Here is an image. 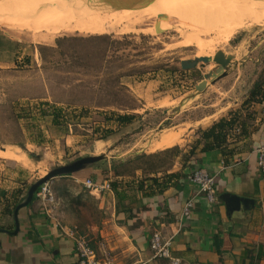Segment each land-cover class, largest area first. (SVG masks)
<instances>
[{
  "label": "rangeland",
  "instance_id": "1",
  "mask_svg": "<svg viewBox=\"0 0 264 264\" xmlns=\"http://www.w3.org/2000/svg\"><path fill=\"white\" fill-rule=\"evenodd\" d=\"M155 3L162 9L149 19L106 33H50L41 39L27 30L0 25V36L12 39L0 44V59L19 56L18 65L0 60V146L31 163L2 155L0 169L21 176L24 192L52 168L89 154L104 153L108 158L85 168L88 171L99 168L108 178L114 177V167L110 168L114 164L123 175H131L150 158L136 156L157 153L153 150L163 134H177L185 145L199 140L216 120L239 114L261 99L252 91L258 86L264 91V11L239 13L246 10L245 0ZM217 51L233 54L234 62L225 76L209 80L199 91L196 84L218 64L200 61L185 69L181 60L214 57ZM48 103L61 107L64 117L59 123L52 120ZM114 110L137 116L120 124ZM109 130L113 133L108 136ZM175 153H157L149 160L157 164L155 168L165 169ZM69 175L52 179H74ZM61 183L69 205L65 209L62 203L60 214L75 210L86 218L96 214L94 202L83 193L84 182L71 192ZM56 205L52 210L57 213Z\"/></svg>",
  "mask_w": 264,
  "mask_h": 264
},
{
  "label": "crops",
  "instance_id": "2",
  "mask_svg": "<svg viewBox=\"0 0 264 264\" xmlns=\"http://www.w3.org/2000/svg\"><path fill=\"white\" fill-rule=\"evenodd\" d=\"M8 40L0 36V44L7 45ZM16 58L19 56L0 60L15 64ZM240 113L227 128L225 140L208 149H203L204 140L181 145L180 136L173 133L179 141L160 146L163 134L153 152L179 146L165 169H137L134 174L114 173L110 178L103 169H82L69 175L74 179H52L60 204H55L57 213L35 193L33 200L19 209L16 220L13 204L16 199L17 204L23 201L28 189L23 191L21 176L12 177L1 168L0 264H75L73 229L84 233L97 253L102 245L107 247L114 264H171L155 257L150 249L149 239L155 231L173 236V254L184 264H264V172L256 152L264 142V100L253 102ZM2 147L0 156L31 165L24 155ZM199 167L216 177L218 197L214 203L188 178ZM87 179L103 184V189L87 188ZM61 181L70 187L69 192L84 182L83 193L94 202L96 214L94 211L87 218L76 210L60 214L62 203L65 209L69 205L67 195L59 189ZM227 193L251 200L235 209L222 197ZM187 203L190 214L183 216Z\"/></svg>",
  "mask_w": 264,
  "mask_h": 264
},
{
  "label": "bare ground",
  "instance_id": "3",
  "mask_svg": "<svg viewBox=\"0 0 264 264\" xmlns=\"http://www.w3.org/2000/svg\"><path fill=\"white\" fill-rule=\"evenodd\" d=\"M245 4L246 10L239 13L258 14L264 11V0H245ZM161 9L157 4L114 7L99 0H0V25L10 30H27L38 38L47 39L50 33H106L120 25L129 28L143 18L149 19ZM43 32L45 34H41ZM176 137L165 135L159 144L170 145L178 140Z\"/></svg>",
  "mask_w": 264,
  "mask_h": 264
},
{
  "label": "built area",
  "instance_id": "4",
  "mask_svg": "<svg viewBox=\"0 0 264 264\" xmlns=\"http://www.w3.org/2000/svg\"><path fill=\"white\" fill-rule=\"evenodd\" d=\"M235 130L240 132L241 128L236 127ZM256 152L258 166L262 172H264V142L257 146ZM188 178L198 186L199 190L206 195L211 203L216 201L218 197V189L216 185V177L212 173L199 167L194 169L188 175ZM85 184L90 189L102 190L104 187L103 184L96 183L91 179H87ZM36 195L46 205L54 206L57 204V196L50 180L40 185ZM183 211V216L190 214L189 203L184 206ZM71 233L75 239V249L78 256L75 264H114L107 247L102 245L100 253H97L84 233H81L76 229H73ZM172 238L173 236L165 237L161 232L155 231L149 239L150 249L155 257L168 259L171 264H184L185 262L182 258L173 254L171 248Z\"/></svg>",
  "mask_w": 264,
  "mask_h": 264
},
{
  "label": "water",
  "instance_id": "5",
  "mask_svg": "<svg viewBox=\"0 0 264 264\" xmlns=\"http://www.w3.org/2000/svg\"><path fill=\"white\" fill-rule=\"evenodd\" d=\"M101 2L110 4L114 7H136L140 5H147L151 3L154 0H100ZM167 17V14H159ZM163 31L158 30V32ZM11 34V33H10ZM12 38L20 39V37L11 34ZM235 56L233 54L226 55L224 51H217L214 55V57H211L209 55H203V56H197L194 59H183L181 60V66L182 68H193L195 67L200 61L209 62L213 60L215 63L218 64V67L215 68L214 71L207 73L203 75V78L199 83L196 84V88L201 91L207 88L209 80L214 82L215 80L225 76L228 73L229 66L234 62ZM5 149L4 147H2ZM107 155L102 154H89L82 157H79L73 161H70L66 164L59 165L57 167L52 168L50 171H48L45 175L37 179L35 182H33L27 191L26 198L18 203L14 210L15 219H18V211L21 207L29 204L40 187L41 184H43L46 181L51 180L54 177L61 176V175H69L72 173H75L77 171H80L82 169L87 168L90 165H93L97 162H104L107 160ZM221 196V195H220ZM222 197L229 203L232 208L239 209L241 207V202L244 204L247 203V201H250L251 199L239 197L237 195H228L222 194ZM17 230V228H16Z\"/></svg>",
  "mask_w": 264,
  "mask_h": 264
},
{
  "label": "trees",
  "instance_id": "6",
  "mask_svg": "<svg viewBox=\"0 0 264 264\" xmlns=\"http://www.w3.org/2000/svg\"><path fill=\"white\" fill-rule=\"evenodd\" d=\"M10 43H12V39L8 40ZM59 40L57 39V42ZM15 60V63L18 65V58L13 59ZM252 95L254 96H261L260 100H264V91L262 90L261 86L255 87V89H253L252 91ZM48 105L51 107V115H52V120L56 123H59L60 119H63L62 117H64V115L62 114V109L61 107H59L56 103H48ZM43 113L46 115L47 114V110L46 109H42ZM116 120L120 123V124H126V123H131L135 117L137 116L136 113H120L119 111L114 110L112 113ZM24 115H16L17 118H22ZM27 116V115H25ZM239 114L235 113L233 114V117L230 119H226V118H221L219 119L217 122H215L211 127L204 129L201 132V138L199 140H197L198 142H200V140H204L205 144L203 146V149H208L210 147H212L213 145H219L222 141L225 140V136H226V131L227 128H231L233 126V124L237 121ZM113 133V131L109 130L108 131V136L111 135ZM107 137V136H106ZM171 150H179V146H175L173 147ZM170 151L169 149H167L165 152ZM158 154L161 152H157ZM157 153H142L140 155H137L136 158L137 160H143L147 157H154L157 155ZM156 154V155H155ZM154 155V156H153ZM149 158V159H150ZM149 159H145L143 161L140 162V164L138 166H136L135 168H133V172L131 174H134V172L137 169H142V170H148V169H152V170H156V163H153L152 160L150 162ZM145 163V164H144ZM114 167V168H113ZM112 168L115 170L114 173L115 175H122V173L120 171H118L117 166L113 164ZM17 199L15 200L13 207L15 208L16 204H17Z\"/></svg>",
  "mask_w": 264,
  "mask_h": 264
}]
</instances>
